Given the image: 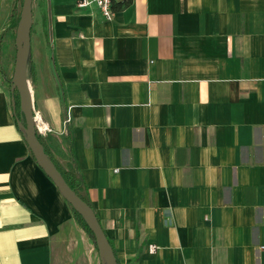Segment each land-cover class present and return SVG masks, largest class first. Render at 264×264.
I'll return each instance as SVG.
<instances>
[{
  "label": "crops",
  "instance_id": "obj_1",
  "mask_svg": "<svg viewBox=\"0 0 264 264\" xmlns=\"http://www.w3.org/2000/svg\"><path fill=\"white\" fill-rule=\"evenodd\" d=\"M80 1L50 0L51 41L48 17L31 26L28 76L118 264H264V0H113L110 20ZM16 5L0 0V264H101L16 121Z\"/></svg>",
  "mask_w": 264,
  "mask_h": 264
},
{
  "label": "water",
  "instance_id": "obj_2",
  "mask_svg": "<svg viewBox=\"0 0 264 264\" xmlns=\"http://www.w3.org/2000/svg\"><path fill=\"white\" fill-rule=\"evenodd\" d=\"M47 3L48 33L52 40L51 6ZM33 12L32 0H22L19 18L15 28V58L11 83V104L16 115V121L21 128L24 138L31 152L44 172L52 179L61 194L71 206L82 216L93 233L101 264H118L112 245L105 234L92 206L83 199L65 180L61 171L48 156L40 141L33 119L32 89L28 76V62L30 56V38ZM15 90L19 97V109L22 116L16 114Z\"/></svg>",
  "mask_w": 264,
  "mask_h": 264
},
{
  "label": "trees",
  "instance_id": "obj_3",
  "mask_svg": "<svg viewBox=\"0 0 264 264\" xmlns=\"http://www.w3.org/2000/svg\"><path fill=\"white\" fill-rule=\"evenodd\" d=\"M17 5L16 7L14 8L15 11L17 10ZM29 69L31 70V74L33 75V69H32V66L29 65ZM11 79V78H10ZM10 81V80H9ZM11 85V83H10ZM15 99H16V113L18 114H21L22 116V113L19 109V97H18V93L17 91L15 90ZM20 116V117H21ZM38 137L40 139V141L42 142L43 146H44V143H43V140H42V135L38 134ZM45 151L47 152L48 156L51 158V160L54 162V164L57 166V168L61 171L62 175L64 176L65 180L67 181V183L73 188L75 189V191L83 198L86 200V198L80 193V187L82 185V178H81V175L79 173V170L77 169L76 171H68V170H65L54 158L53 156L47 151V149L44 147ZM87 201V200H86ZM88 202V201H87ZM69 203V202H68ZM90 204V203H89ZM69 206L71 208V211L75 217V219L78 221V223L87 231V233L91 236L94 244H95V239H94V236H93V233L92 231L90 230V228L87 226L86 222L84 221V219L82 218V216L71 206V204L69 203ZM96 245V244H95Z\"/></svg>",
  "mask_w": 264,
  "mask_h": 264
},
{
  "label": "built area",
  "instance_id": "obj_4",
  "mask_svg": "<svg viewBox=\"0 0 264 264\" xmlns=\"http://www.w3.org/2000/svg\"><path fill=\"white\" fill-rule=\"evenodd\" d=\"M94 4L101 16L106 19L110 20L114 16V9H113V0H81L79 5H88ZM33 119L36 128V132L40 135H46L48 132L52 130L51 126L45 121L40 113V111L33 107Z\"/></svg>",
  "mask_w": 264,
  "mask_h": 264
},
{
  "label": "rangeland",
  "instance_id": "obj_5",
  "mask_svg": "<svg viewBox=\"0 0 264 264\" xmlns=\"http://www.w3.org/2000/svg\"><path fill=\"white\" fill-rule=\"evenodd\" d=\"M22 0H17V10L15 11V15L12 20V25H11V30L12 33L10 34V46H11V51H10V70L12 69V66L14 65V58H15V42H14V36H15V28L16 24L19 18V12L21 8ZM32 12H33V19H32V25H35L37 21L39 20L40 16H42V19L45 23L47 13H46V7H45V2L44 0H32ZM51 44V43H50ZM3 61V60H2ZM3 66V62H1ZM30 80V78H29ZM31 84V82H30Z\"/></svg>",
  "mask_w": 264,
  "mask_h": 264
}]
</instances>
